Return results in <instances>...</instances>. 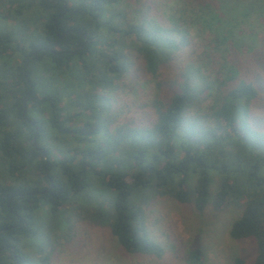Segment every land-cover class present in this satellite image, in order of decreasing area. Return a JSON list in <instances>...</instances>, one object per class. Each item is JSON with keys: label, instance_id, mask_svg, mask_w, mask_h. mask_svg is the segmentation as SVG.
<instances>
[{"label": "trees", "instance_id": "16d2710c", "mask_svg": "<svg viewBox=\"0 0 264 264\" xmlns=\"http://www.w3.org/2000/svg\"><path fill=\"white\" fill-rule=\"evenodd\" d=\"M121 1L0 0V264H53L59 230L83 217L159 255L145 224L157 198L238 211L239 264H264V43L236 47L251 9L197 0L186 26L156 25L111 13ZM135 86L150 95L123 116L116 89Z\"/></svg>", "mask_w": 264, "mask_h": 264}, {"label": "rangeland", "instance_id": "374dc122", "mask_svg": "<svg viewBox=\"0 0 264 264\" xmlns=\"http://www.w3.org/2000/svg\"><path fill=\"white\" fill-rule=\"evenodd\" d=\"M255 1L258 4L253 8L249 4L251 0H236L239 15L251 9V15L241 25L240 35L243 40L236 46L239 52L248 53V48L257 44L256 37H259V44L264 43V0ZM197 2L123 0L111 8V13H125L131 22L153 21L156 25H162L164 22L181 20L186 26L196 12V6L193 5ZM195 24L196 28L190 35L198 51H201L211 36L203 30V20L200 23L196 19ZM226 56H229L227 51ZM199 57L195 60L199 61ZM239 58L242 57L239 55ZM232 59L235 61V58ZM145 87L116 89L119 94L114 96V102L123 111V116L137 114L136 109L142 104L141 100L150 95L148 86ZM237 217L238 211L234 209L217 213L209 208L200 215L191 205L157 198L146 211L145 224L149 239L161 249L159 255L126 252L108 226L93 223L84 217L83 220H71L72 229L68 225L63 226L48 251L52 250L53 264H190L188 256L196 250L202 254L201 264H239L240 259L245 262L248 260L250 242L236 241L229 237L230 225Z\"/></svg>", "mask_w": 264, "mask_h": 264}, {"label": "flooded vegetation", "instance_id": "af4514ba", "mask_svg": "<svg viewBox=\"0 0 264 264\" xmlns=\"http://www.w3.org/2000/svg\"><path fill=\"white\" fill-rule=\"evenodd\" d=\"M55 24H56V21H55ZM58 35V37L60 38V39H62L63 37H64V35L62 36V35H60L59 33L57 34ZM83 36H84V40H85V43H87V36L86 35H84V34H82ZM81 48V47H80ZM39 50H45L44 48H41V49H39ZM49 51H52V50H50V49H48ZM37 54V51H34L33 52V55H36Z\"/></svg>", "mask_w": 264, "mask_h": 264}, {"label": "water", "instance_id": "95a60500", "mask_svg": "<svg viewBox=\"0 0 264 264\" xmlns=\"http://www.w3.org/2000/svg\"><path fill=\"white\" fill-rule=\"evenodd\" d=\"M26 66V65H25ZM30 84V83H29ZM31 85V84H30ZM35 146H36V141L34 142Z\"/></svg>", "mask_w": 264, "mask_h": 264}]
</instances>
